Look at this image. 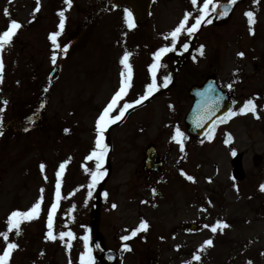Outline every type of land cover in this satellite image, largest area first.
Instances as JSON below:
<instances>
[{
    "label": "rangeland",
    "instance_id": "rangeland-1",
    "mask_svg": "<svg viewBox=\"0 0 264 264\" xmlns=\"http://www.w3.org/2000/svg\"><path fill=\"white\" fill-rule=\"evenodd\" d=\"M199 4L157 0L147 20L129 29L124 22L126 7L111 0H73L70 8L64 0H40L35 13L36 0H0V32L6 30L10 18L22 24L12 43L0 52L4 64L0 80V232L7 230L11 211L27 210L43 195L40 215L24 221L20 235L15 230L9 233L10 241L19 245L9 264H69L70 260L80 264L86 233L92 248L91 224L101 181L89 196L91 175L84 169L94 170L95 160L85 158L94 147L96 119L120 87L121 72L127 71L120 59L125 50L132 53V87L113 115L124 102L144 93L153 53L171 43V37L165 36L185 12L192 13L187 26L194 22L202 7ZM5 8L10 17L4 15ZM60 9H66V20L57 42L68 48L66 52L63 47L55 49L58 56L53 65L49 34L59 31ZM245 10L255 13L251 26L243 16ZM190 36L182 31L175 50L161 57L162 78L172 70L173 54ZM200 45H204L203 55L197 51ZM187 65L177 76L180 87L170 93H182L183 85L215 77L223 86L232 84L239 99L254 98L259 118L247 112L230 126L215 129L211 140L185 135L181 152L171 139L170 128L180 119L181 107L172 105L170 95L132 111L124 123L111 130L112 170L97 222L101 244L117 251L118 264H264V191L260 189L264 184V0H245L229 20L204 27ZM159 81L164 84V79ZM42 100L49 120L46 129L4 134L22 109L31 111ZM227 128L234 134L229 144L221 135ZM149 144H154L166 161L155 173L143 169ZM233 148L239 158L237 166ZM65 160L68 163L59 177L61 199L54 215L57 239L46 240L56 173ZM103 167L107 169L106 162ZM141 218L148 221L147 230L121 240ZM217 219L228 226L215 233L204 227ZM190 221L201 227L189 230ZM68 229L76 235L70 251L58 236ZM207 239L213 243L201 249ZM124 243L130 244L131 250H124ZM4 247L0 237V251ZM92 253L94 264H103ZM197 253L198 261L192 259Z\"/></svg>",
    "mask_w": 264,
    "mask_h": 264
},
{
    "label": "snow or ice",
    "instance_id": "snow-or-ice-1",
    "mask_svg": "<svg viewBox=\"0 0 264 264\" xmlns=\"http://www.w3.org/2000/svg\"><path fill=\"white\" fill-rule=\"evenodd\" d=\"M198 0H191V3L193 5H196ZM64 3L70 8L73 0H64ZM220 0H203V5L200 8L199 14L195 16L194 22L191 23L190 26H187L189 23V18L192 16L191 12H185L183 18L179 21L178 25L172 29L167 35L165 36V39L168 37H171V43L170 44H165L162 47H160L156 52L153 53V56L155 57L154 62L149 65V69L152 74L151 82L148 83L145 88L146 90L144 93L136 100L130 101V102H124L123 106L118 109V114L113 115L112 112L113 110L117 107L119 102L123 99L124 96L127 95L128 90L132 87L131 81H132V65L129 62V58L132 55L131 52L125 50L121 59L120 63L124 66V68L127 70L121 72V82H120V87L118 90L114 93L112 96L111 100L109 103L103 108V110L100 112L99 116L96 119L95 123V131H96V136H95V142H94V147L92 148L91 152L87 155L85 158L88 161L95 160V169L91 170L85 167L86 172H90L91 175V183L88 185L89 191L88 195H92V188H94L107 174V169L103 167L106 156L109 152L110 145L106 143V130L110 127V125L116 123L117 121L121 120L126 111L130 108H132L134 105L141 104L146 98L151 96L154 92H156L160 87H166L168 83L170 82V76H165L164 77V84L160 85L157 83L156 79V72L158 67L160 66L159 62L161 60V57L170 51L175 50L177 40L181 34L182 31H186L189 35L194 34L197 29L200 27L202 22L205 23H211L212 21L210 19H206L208 17L210 11L215 12L217 9V6L219 5ZM236 3V0H227V3L223 5V9L219 11L218 15L219 16H226L228 15L230 5H233ZM211 5V7H210ZM40 9V0H36V7L33 10V12H38ZM4 15L6 17H10L9 9L5 8L4 10ZM65 11L66 9H60L58 11V15L60 17L59 21V31H53L49 34V39L52 41V46H53V51L51 54V62L53 65L56 64L57 62V56L58 53L55 49H60L63 47L64 51H67L68 45L65 44L61 46L57 42V37L61 35V32L63 31L65 27ZM244 15L247 17V22L249 26L253 25L255 23V13L252 12L251 10L246 11ZM124 22L126 23L127 27L129 29L135 27V21L132 16V13L129 12L127 9L124 10ZM22 27V24L17 21L16 19H11L10 18V23L7 26L6 30L0 32V52H2L5 48V46H8L12 43L13 37L16 35L18 29ZM249 31L251 32L252 29L251 27L249 28ZM189 48V44L185 42L183 44V49L187 50ZM203 49L204 45H200V47L197 49V51L200 52L201 55H203ZM239 56H243V52L238 53ZM196 57L193 56V59ZM3 59L2 56H0V80L3 78ZM228 88H232V84L228 85ZM219 100V97L217 96L215 99L211 100L208 105L206 106L204 112L200 115V117L197 120V126H200V122L202 120H205L208 118V116L212 113L213 109L215 108L216 102ZM7 100L3 101L4 105H7ZM43 106V105H41ZM3 109H0V112H2ZM247 112H252L254 115L259 118V114L257 112V105L256 101L254 98H249L247 99L243 105L238 109V111H234L233 109L229 108L227 112L224 113V116L220 118V122L224 123L228 119H230L232 116H235L237 114H246ZM30 121L33 119L32 117L28 118ZM0 120H2V116H0ZM27 130V129H26ZM69 131V129H65V132ZM215 132V122H213V126L209 128V131L207 133V138L211 140L213 138V134ZM3 133L0 132V135ZM184 133L180 130V128L177 126L175 129V134L171 137L173 141H176L179 146L181 152L184 151ZM232 140L231 134H227V139L224 140L225 144H229ZM203 143V141H201ZM232 155H236V150L233 148L232 149ZM68 163L67 160L61 162L59 165V171H57L56 176V186H55V200L51 203L50 208L47 213V228L48 232L45 235V239H51L55 240L57 239V234L54 233V215L57 211V208L59 206V201L61 199V181L59 177L62 175L65 165ZM41 170L43 171L45 168V165L41 163L40 165ZM183 171V170H181ZM189 180H193L194 178L192 176L187 177ZM47 179V177H45ZM260 189L264 191V184L260 185ZM153 194H155L156 190L153 189ZM41 193H43V189H41ZM71 195V193L69 194ZM105 197H107L108 193L105 191L103 193ZM43 201V195H41L32 205L30 208L27 210H13L9 213L7 217V230L0 232V237L3 238L5 241V247L3 248L2 251H0V264H9L12 252L14 249L18 248L19 245L15 243L14 241H10L9 239V233L15 230L16 235H20L22 229H21V224L24 221H31L34 218H37L40 215L41 212V205ZM75 207V206H73ZM113 207H116L115 204H113ZM226 221H222L217 219L215 223L208 225L205 224V228H210L213 233L217 231L219 228L221 231L223 228L227 227ZM148 228V221L141 218V221L139 225L133 229L130 230L128 235H124L120 237L121 240L123 241H128L132 237H135L139 232L146 231ZM59 238L61 241L65 242L67 249L70 251L72 247L71 241L76 238V235L74 232H72L71 229H68L67 231H60L58 233ZM65 237L68 239L65 240ZM83 242H84V251L80 253L79 260L80 264H94L95 257L93 256L92 253V248L89 244V235L86 233L83 237ZM213 241L211 239H207L203 242V244L200 245V248L203 249L205 245H211ZM96 247L99 248L100 245L96 244ZM124 250H131V246L128 243H124L122 245ZM111 258V257H109ZM200 255L197 253L195 254L192 259L193 260H200ZM69 264H71V260L69 261ZM184 264H190L189 261H185ZM248 264H252L251 261L248 262Z\"/></svg>",
    "mask_w": 264,
    "mask_h": 264
},
{
    "label": "water",
    "instance_id": "water-1",
    "mask_svg": "<svg viewBox=\"0 0 264 264\" xmlns=\"http://www.w3.org/2000/svg\"><path fill=\"white\" fill-rule=\"evenodd\" d=\"M117 1L118 2H124V3L128 4L132 8V10L134 11L137 20L140 21V20H144L146 18L148 7H149V4H150V0H117ZM237 1L238 0H236V2ZM224 4H221L220 7L216 10L215 13L217 15H218L219 11H221L223 9V5ZM235 4L230 5V9H229L228 15H226V16H219L218 15V17H219L218 19L227 18L230 15V13L232 12ZM211 84H212L211 82H208V83H206V85L204 87H202L200 89H198V88L193 89V92L194 91H195V93H196V91L197 92L198 91L199 92H201V91L202 92H206V91L207 92L208 91L211 92ZM213 99L214 98H210V99H207L206 101H201L199 103V105H197L196 107H194V109H192V111H191L192 114L187 119V121L190 124L189 127L191 129H192V127L197 126V124L194 123V119L204 112V110H205L206 106L208 105V103L211 100H213ZM227 105H228V103H226V106L224 108L215 105V108L213 109L212 113L208 116V118L205 119V120H202L200 122L199 128H201V129H197L198 130L197 133L202 134L204 132V130H206L209 127L211 122L214 119H216L220 114H222L224 112V110L227 108ZM148 156H149V159H148L147 168H151L150 164H151L152 160H154L156 158V155L154 153V148L153 147L148 149ZM96 219H97V213H96V215L94 217V220H93V228H94V231H95V234H96L95 240H94V244H93L94 245V249H95L96 253H98L100 256L104 257L108 261L107 264H117L118 256H117V254L115 253L114 250L108 249L106 251H102V250H100V248L96 247V244H98V242L100 240V234L98 233V231L96 229ZM191 227L192 228H196V227H198V225L193 223V224H191ZM109 257H111V258H109Z\"/></svg>",
    "mask_w": 264,
    "mask_h": 264
},
{
    "label": "trees",
    "instance_id": "trees-1",
    "mask_svg": "<svg viewBox=\"0 0 264 264\" xmlns=\"http://www.w3.org/2000/svg\"><path fill=\"white\" fill-rule=\"evenodd\" d=\"M41 105L32 112L24 110L21 114L16 116L8 126L9 133H12V131L25 133L30 132L33 129L36 130L44 127V123H48V121L44 113V106ZM29 117H32L33 119L30 121L28 119Z\"/></svg>",
    "mask_w": 264,
    "mask_h": 264
},
{
    "label": "flooded vegetation",
    "instance_id": "flooded-vegetation-1",
    "mask_svg": "<svg viewBox=\"0 0 264 264\" xmlns=\"http://www.w3.org/2000/svg\"><path fill=\"white\" fill-rule=\"evenodd\" d=\"M220 1H227V0H220ZM243 2L244 1H242L241 3H239L236 6L234 12H238V10L240 8H242ZM246 11H248V10H245L244 13ZM243 16H245V15H243ZM196 83H198V82H196ZM176 87H180V85H177ZM190 88H191V86L183 85V87H182L183 92L182 93L180 91L179 92L177 91L174 93H169V92L167 93L168 95L171 96V103L176 104L177 106L181 107V112H180L181 121L179 118L177 120L175 119L176 123H174L170 126V128H172V131H175L177 126L180 128V130H182V131L184 130V122L183 121H184V118L186 115V110L190 107V105L193 102V97L190 95ZM227 93L229 94L230 97L233 98L234 91L232 88L231 89L227 88Z\"/></svg>",
    "mask_w": 264,
    "mask_h": 264
}]
</instances>
